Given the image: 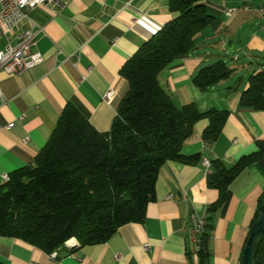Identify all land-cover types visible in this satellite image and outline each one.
Here are the masks:
<instances>
[{
	"label": "crops",
	"instance_id": "obj_1",
	"mask_svg": "<svg viewBox=\"0 0 264 264\" xmlns=\"http://www.w3.org/2000/svg\"><path fill=\"white\" fill-rule=\"evenodd\" d=\"M264 0H204L214 19L193 38V50L175 57L158 76L175 106L194 104L200 112H227L219 136L201 137L207 119L198 120L181 154H198L197 163L168 160L155 181V197L144 219L121 225L106 241L69 249L51 257L21 239L0 236L6 264H199L189 238V215L206 212L205 264H242L249 230L264 191V156L243 167L226 186L214 212L208 207L219 192L206 184L201 160L233 167L264 142V109L238 105L250 74L264 70V31L254 8ZM168 0H56L39 5L30 18L42 28L36 48L42 61L18 74L0 69V186L2 175L32 163L67 103L98 132L108 131L115 108L127 90L120 68L170 18ZM234 8L229 17L224 10ZM0 34V50L26 28ZM246 29V33L241 31ZM243 56V59H239ZM218 60L234 69L225 80L200 90L194 74ZM241 60L239 63L238 61ZM112 88L111 104L103 100Z\"/></svg>",
	"mask_w": 264,
	"mask_h": 264
},
{
	"label": "trees",
	"instance_id": "obj_2",
	"mask_svg": "<svg viewBox=\"0 0 264 264\" xmlns=\"http://www.w3.org/2000/svg\"><path fill=\"white\" fill-rule=\"evenodd\" d=\"M167 7L171 18L120 68L127 90L108 131H96L67 103L32 163L11 172L0 186V236L21 239L46 253L63 248L70 238L79 247L104 242L121 225L144 219L145 208L155 197L159 168L166 161H199L198 154L180 152L198 120L207 119L201 133L207 144L219 136L227 112L214 108L200 112L192 103L177 107L158 80L160 71L175 57L193 50L195 34L214 15L204 0H168ZM233 71L218 60L201 67L191 80L204 90ZM238 105L264 109V70L247 77ZM257 147L231 168L218 160L210 162L206 184L219 192L208 207L210 212L220 205L237 173L264 156V142H257ZM263 198L264 191L259 206ZM205 242L206 230L199 264H205ZM252 262L263 264L261 236L253 243ZM0 264L6 263L0 260Z\"/></svg>",
	"mask_w": 264,
	"mask_h": 264
},
{
	"label": "built area",
	"instance_id": "obj_3",
	"mask_svg": "<svg viewBox=\"0 0 264 264\" xmlns=\"http://www.w3.org/2000/svg\"><path fill=\"white\" fill-rule=\"evenodd\" d=\"M56 4V0H0V34L8 40L9 33L22 24L27 27L19 31L16 40L12 44L7 41L6 45L0 50V69L7 74H18L27 70L42 61V56L36 48L37 37L42 32V28L36 25L30 18V11L39 5ZM244 10H254L259 16V30L264 31V1L252 8L248 4L242 5ZM235 11L234 8L224 10V15L229 17ZM114 90L107 89L102 98L108 104L114 100ZM3 102L0 87V104ZM205 174L210 171V162L206 159L201 160ZM9 180L7 174L2 175V182ZM206 212L191 213L189 215V238L192 242V251L198 257L202 250V240L204 236V225ZM64 245L66 247H76L73 238L68 239ZM56 250L49 253L51 257L56 255Z\"/></svg>",
	"mask_w": 264,
	"mask_h": 264
},
{
	"label": "water",
	"instance_id": "obj_4",
	"mask_svg": "<svg viewBox=\"0 0 264 264\" xmlns=\"http://www.w3.org/2000/svg\"><path fill=\"white\" fill-rule=\"evenodd\" d=\"M259 236L262 238V261L264 264V198L262 199V202L259 206L257 218L249 230L248 238L242 253V264H253V243ZM67 248L73 250L75 247Z\"/></svg>",
	"mask_w": 264,
	"mask_h": 264
},
{
	"label": "rangeland",
	"instance_id": "obj_5",
	"mask_svg": "<svg viewBox=\"0 0 264 264\" xmlns=\"http://www.w3.org/2000/svg\"><path fill=\"white\" fill-rule=\"evenodd\" d=\"M241 32L244 34V33L247 32V30H246V29H243ZM239 59H243V56H240ZM240 61H241V60H239L238 63H239ZM73 240L75 241V243H76V245H77L75 248L79 247V244H78L77 240H76L75 238H73ZM64 247H66V246L64 245Z\"/></svg>",
	"mask_w": 264,
	"mask_h": 264
},
{
	"label": "bare ground",
	"instance_id": "obj_6",
	"mask_svg": "<svg viewBox=\"0 0 264 264\" xmlns=\"http://www.w3.org/2000/svg\"><path fill=\"white\" fill-rule=\"evenodd\" d=\"M206 224H207V221H205V225H204V235H205V230H206ZM203 238H204V236H203ZM202 249H203V240H202Z\"/></svg>",
	"mask_w": 264,
	"mask_h": 264
}]
</instances>
